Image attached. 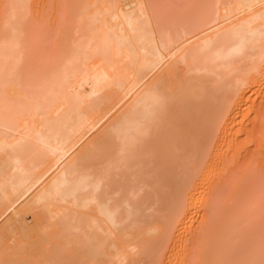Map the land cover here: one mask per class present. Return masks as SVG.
<instances>
[{
  "label": "bare ground",
  "instance_id": "obj_1",
  "mask_svg": "<svg viewBox=\"0 0 264 264\" xmlns=\"http://www.w3.org/2000/svg\"><path fill=\"white\" fill-rule=\"evenodd\" d=\"M29 1L0 6V264H141L201 208L194 182L215 129L229 132L263 80L264 0H76L69 35L38 68ZM178 119L192 141L214 132L187 153ZM212 205L194 234L217 251ZM261 244L243 249L246 264H264Z\"/></svg>",
  "mask_w": 264,
  "mask_h": 264
},
{
  "label": "rangeland",
  "instance_id": "obj_2",
  "mask_svg": "<svg viewBox=\"0 0 264 264\" xmlns=\"http://www.w3.org/2000/svg\"><path fill=\"white\" fill-rule=\"evenodd\" d=\"M31 2H33L34 4ZM49 2H51V3L48 4ZM161 2L163 4H165L164 3L165 1L161 0ZM166 2H168V1L166 0ZM1 3H2V0H0V6L2 7ZM29 3H30V8L32 6L31 10H34L33 8H35V10L33 11L34 13L32 12V18L30 17L33 22L30 21L29 25L34 24V26H33L34 28L33 29L31 28V29H32V31L34 30L33 33H35V30L37 32V34H33L34 36L32 35V37H33L32 39L34 40V42L32 41V43H31V45L33 46V47L31 46V48H33V50H31V48H30V51L31 52L35 51V52H34V57L31 58L30 62H32V63L34 62L32 66L34 68H38V66H40L41 62H45V60H46V62L51 61L50 60L51 58H49V60H48V58L46 59L44 56H48V55H50V53L52 54L58 48V46L60 48L63 45L64 38H67V36L69 35V30L75 22V17H76V13H77L76 12V0H73V1L72 0H33V1L30 0ZM168 3H171V2L169 1ZM168 3L165 5H168ZM51 4L53 5V7L51 6ZM60 5H62V6H60ZM1 7H0V9H1ZM63 8L64 9L70 8L69 10H65L66 11L65 16H64L65 12L63 11L64 10ZM72 8H73V10H72ZM58 11H59V13H58ZM71 12H73V13H71ZM33 16H34V18H33ZM69 18H71V19H69ZM58 20H59V23H58ZM65 20H67V21H65ZM68 22L69 23L71 22V23L68 24ZM62 24H64L65 26L63 27ZM35 27H36V29H35ZM37 29H39V30H37ZM66 29H69V30H66ZM60 30H63L62 34L60 33L61 32ZM65 32H66V34H65ZM38 35H40V36L37 37ZM64 35H67V36L65 37ZM33 43L35 44V46L33 45ZM262 75L263 76H261V77L259 75V78L263 77L262 78L263 80L260 79L258 81L259 83L258 82L256 83V86L254 87L253 91L255 89H258L257 85H259L258 87L260 88V90L259 89L257 91L255 90V93L257 92L256 94H254V92L251 89L247 90L248 93L246 95L249 94L250 96L248 95V96H246V98L250 97V99L243 102V104H242L243 106L241 107L242 110L239 111L240 114L237 115V119L235 118L236 121L234 123V126H231V128L229 129V132L226 131L228 133H226L225 130L223 131L224 127H222V126H220V128L215 129V130H217V133H216L217 135L214 133V135H216V136H215V138H213V140H214V141H212L213 143L211 142L212 144H210V145H212V147H210V149H209V147L207 146V143H206V146L208 147L209 151H207L208 154H206L205 152L203 154V155L206 154L205 155V157H206L205 158V164L204 165L201 164V166L203 165V167H202L203 169L201 170V166H200V171H199L200 173L199 172H198L199 174L197 173L198 178L196 177L195 182H194L195 183L194 186L197 184H198V186L200 185L199 186L200 192L198 191L196 199L199 201V203H200L199 207H201L202 209L198 207L199 208V209H197L198 212H196V211H195L196 213L194 212V217H193L194 220L193 219L190 220L189 224H188L189 227L187 226V227L183 228L184 230L182 229L181 226H179V228H181V229H179L177 227L174 228L175 225H173V227L169 230L168 233L161 235L162 233H160V231L158 229V234H156V235L157 236L161 235V236H159V239L157 237V241L154 242L153 244L154 245L159 244L161 246L162 250L158 249L159 252L156 253L155 250L158 247L160 248V246H158V247L156 246L154 248L153 247L154 245H153L152 246L154 248L153 254H155L156 256H153L152 251H150V253H147V252L142 253V255H140L141 256L140 259H142L141 264L142 263L153 264L154 263L153 261H155V259H156V258L154 259V257H157V260L155 261L154 264H194V263L195 264H201V263L202 264H210L213 256H215L216 252L219 254L220 257H222L223 253H224V257H222V258H224L223 259L224 262H222L221 264H224V263H226V264H228V263L229 264H240V263L246 264V260L247 261L249 260V259H246V256L248 258H250L251 257L250 254H251V251L253 249L252 246L250 247L248 245H251V243H252V245L255 246V244L257 245L260 241L262 243V238L264 241V222H263L264 221V102H263V100H264V86H262V85H264L263 84L264 73H262ZM260 81L262 83H260ZM241 114H243V115H241ZM180 116H182V115H180ZM182 117L183 118L186 117L184 119L188 120V116L183 115ZM191 117H189V120H192L194 122V125H195V121L197 120L196 119L197 117L196 118L195 117L191 118ZM193 118H195V121L193 120ZM207 118H209V117H206V120H207ZM239 119H241V120H239ZM203 120H204V118H203ZM203 120L200 119L201 123H203L202 126L204 127V125H205L204 121L205 120L204 121ZM200 121L197 120L196 122H199V124H200ZM239 121H240V123H239ZM180 122H179V119L176 122L177 126L179 127L176 129L177 133H181L183 131L188 130L185 128H184V130H181L184 126H181L183 124H180ZM209 122L210 121L208 120L207 123H209ZM189 123L191 124L192 122L189 121ZM196 124H198V123H196ZM199 124L197 125V127H199ZM184 125H185V123H184ZM187 125H189V124L187 123ZM192 126H193V123H192ZM202 126H201V128H202ZM206 126H207V124H206ZM190 128H192V127H190ZM193 129H196V128L193 127ZM193 129H189L191 131L190 133H188V132L181 133L183 135L185 133L186 136L188 135V138L186 137L187 139H185L186 141L188 139H190L189 136L192 132H194V131H192ZM198 129H200V128H198ZM198 129L196 131H198ZM208 129H210V127L209 128L207 127V133L208 134H206L204 131H202L203 137H204V135H210L211 133L213 134L214 131L211 130V133L209 134ZM200 131L201 130H199L198 132H200ZM198 132H197L196 138H198V134H199ZM202 132H200V133H202ZM194 133L196 134V132H194ZM194 133H192V134H194ZM223 134L226 137L223 136ZM216 137H218L219 139ZM196 138H194V136H193V141H192V138L189 141H190V143H193V144L196 143L197 147L195 144H194V146H195V149L197 150V148L199 146L197 144V141H199L200 139L198 138L197 140H195ZM200 138H202V134H201ZM207 138L208 137L206 136V138H203V139H207ZM203 139H201L202 144L205 141V140L203 141ZM210 139L211 138H209L208 140H210ZM186 141H185V143L188 142V141L187 142ZM207 142H209V141H207ZM190 145H189V142L185 145V147L187 148V149L185 148L186 152L189 150ZM201 146L203 148V145H201ZM207 147H206V149H207ZM192 148H190V150H191L190 152L193 151ZM199 148H200V146H199ZM198 152L199 151H197V154L200 153V152L199 153ZM194 153H195V151H194ZM194 153H192L193 156H194ZM203 155H202V157H204ZM190 156H191V154H190ZM198 157L196 155V157L194 156V159L198 158ZM203 161H204V158H203ZM211 164H213V166ZM214 193H216V195L217 194L218 195L216 196V195H214ZM217 200H218L219 204L216 203ZM211 203L214 205L216 204V208H218V212H219V213H217L215 220L217 221L216 222L217 227L219 226L218 230H220L218 236L222 240L219 239L220 242H219V240L216 241V242H218L217 246L220 249V250L218 249L217 251H215V248H214V250H212L213 249L212 243L214 244L215 241L213 242V240H214L213 236L211 239L210 233L207 232L208 235H210L209 238L211 241L208 239V237L207 238L205 237L206 235L202 236V238L200 240L199 238L201 237V235L198 236V235L194 234L198 228L201 231V229L203 228L202 224H204V222H207V220L209 219L210 216H208L209 213L206 212V210H208L207 208L211 207L210 206V205H212ZM199 211H200V213H199ZM204 211L206 212L207 216H205V213L204 214L202 213ZM149 213H151V211H147L148 215H149ZM162 215H163V213H160L161 218H162ZM246 218H248L249 220H247ZM157 219L160 220L159 215H158ZM157 219L151 218V221L155 222L154 226L156 224V225H158V228L160 227V229H161V223L159 222L160 223V225H159V223H157V221H158ZM239 219L241 220V222ZM201 220L203 223L201 222ZM228 220H229V222H228ZM246 220L248 223H244V221L246 222ZM236 221H237V223H236ZM199 222L201 223V226L198 225ZM227 223H229V225ZM205 224H207V223H205ZM236 225L238 226V228L236 227ZM214 226H215V222H214ZM225 226H227V228ZM221 227H222V229H221ZM234 227H235V230H234ZM146 228L147 227H145V229ZM155 228H157V227L155 226ZM223 228H225V229L223 230ZM177 229H179L180 231ZM181 230H183V231H181ZM215 230H216V228H215ZM218 230H216L217 233H218ZM233 230L236 233L233 232ZM248 230H250V231H248ZM188 231H189V233H188ZM237 231L239 232V235L237 234L238 233ZM253 231H254L253 235L256 238L257 237L259 238V236H260L261 240L258 239L259 240L258 241L256 239L252 238V237H254L252 235ZM225 232H226V234H225ZM228 233H230L231 235H229ZM249 233H250V235H252V237L249 235ZM257 233H259V235ZM232 234H234V235H232ZM235 234H237V235H235ZM242 234H243V237H242ZM245 234H246V237L244 236ZM160 237H163V238H160ZM167 237H169V238H167ZM194 237H195V240L193 239ZM224 237H227V238H224ZM230 237H231V239H230ZM235 237L238 238V240ZM250 237L252 238V240H250ZM190 238H192V239H190ZM245 238L247 239V241ZM253 239H254V242H253ZM203 240L205 241V243ZM239 240H241V241L244 240L243 242L247 243V244L250 242V244L247 245V244H244L243 242L242 243L238 242ZM163 241L165 242V243H163L164 245H162ZM235 241L240 245L236 244ZM257 241H258V243H256ZM207 242H210V243L206 244ZM227 242H229L230 244ZM263 243L261 244L262 247H264ZM231 244H233V245H231ZM242 244H243V246L247 245V246H245L246 248L242 247V249H240V246ZM260 244L257 246L259 247ZM223 245H225V247H223ZM235 245H237V246L235 247ZM163 246H164V248H162ZM231 247H233V248H231ZM248 247H249V249H248ZM258 247H257V251L259 250V252H261L262 248L260 247L258 249ZM221 248H224V249H221ZM228 248H229V250L230 249L231 250L228 251ZM225 249H227V250H225ZM243 249H246L248 251L250 250L248 252V253H250L249 254L250 256H248L247 251L246 250L244 251ZM205 250H207L208 252ZM263 250H262V252H264ZM196 252L198 253V255L199 254L201 255V258L199 257L200 255L199 256L194 255ZM236 252H239V254ZM262 252H261V254H262ZM204 253H205L206 257L204 255ZM207 253H208V255H207ZM221 253H222V255H220ZM150 254L152 255L151 257L153 258V260L151 259V262H150V258H151ZM157 254H158V256H157ZM237 254H238V256H241V257H238ZM226 255L229 256L230 259ZM208 256H209V258H208ZM238 258H239V260H241L240 263H239ZM196 259H198V260H196ZM201 259H202V261H201ZM195 260L198 262L196 263ZM229 260H230V262H229Z\"/></svg>",
  "mask_w": 264,
  "mask_h": 264
}]
</instances>
